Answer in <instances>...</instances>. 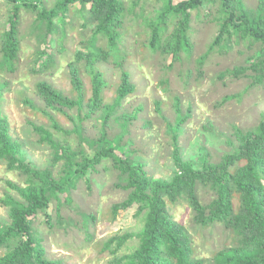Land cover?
<instances>
[{"label": "trees", "instance_id": "trees-1", "mask_svg": "<svg viewBox=\"0 0 264 264\" xmlns=\"http://www.w3.org/2000/svg\"><path fill=\"white\" fill-rule=\"evenodd\" d=\"M3 1L12 9L5 20L7 27H2L0 32V73L15 69L20 38L26 36L18 31V20L21 11L30 10L36 12L34 28L40 30L36 39L43 45L34 54L31 69L36 70L39 61L41 72L55 69L59 64L55 53H61L68 60L69 82L68 90H62L46 79L37 80L34 93L43 103L37 107L26 91L14 90L24 109L29 105L42 121L27 119L39 142L49 151L50 166L38 168L21 158V144L12 139L8 118L0 105V164L20 178L6 180L5 192L0 197L9 219L0 223V264H70L68 259L48 256L44 238L35 223L42 214L48 227L72 224L73 220L61 216L60 205L71 204L70 188L102 161L109 162L118 171V178L123 181L120 186L128 193L124 199L103 207L105 212L101 210V218L115 219L119 210L133 207L134 215L141 222L136 232L114 234L94 243L99 258L112 256L107 264H264V113L249 129L233 126L232 149L218 161H212L207 153L195 161L184 159L179 145L180 124L190 115V107L183 113L179 96L170 93L168 78H160L157 85L167 93L176 112L175 124L166 121L173 164L168 179L148 175L143 164L131 158V138L123 141L130 121L144 109L143 105L132 114H117L123 101L138 89L125 60L137 55L144 60L146 55L159 54L165 62L163 66L171 69L180 60V52L188 59L194 46V19L212 23L216 31L206 45V52L195 59L197 64L202 65L210 52L229 51L234 44H242L252 48V53L244 64L226 69L220 77L228 74L247 78L248 88L264 84V0H258L254 7L248 6L245 0H130L128 3L125 0H55L49 9L42 6L43 0ZM146 2L156 4L149 16L143 12ZM128 15L131 19L144 20L142 29L134 30L138 37L134 51L128 49L127 36L133 27L124 22ZM90 23L94 24L90 34H82ZM72 32L74 35L68 37ZM56 34V45H53L49 37ZM77 36L79 41L75 40ZM66 37L74 42L71 54H66L70 51ZM168 58L170 61L166 63ZM109 62L114 64L117 74L114 90L107 100L111 85L106 75ZM190 73V69L180 73L185 84ZM198 73L201 75L200 69ZM7 84L0 77V100ZM229 98L224 96L221 102ZM153 103L155 112L161 115L164 99L155 97ZM69 110L77 112L75 118ZM95 114L101 120V133L98 138H87L82 121ZM112 117L120 131L109 139L107 127ZM63 120L72 123L71 131L63 127ZM143 120L149 125L148 119ZM73 132L79 140L75 148L66 136ZM58 165L54 175L52 169ZM105 169L108 168L105 166ZM199 185L212 191L208 202L199 199ZM54 201L55 216L51 211ZM183 203L189 209L192 226L176 221L170 212V207ZM80 214L81 228L86 230V239L91 240L93 233L89 227L95 217ZM214 226L225 228L224 246L211 251L209 258L200 257L192 235L203 238L204 231ZM132 238L137 239V247L119 255L123 245ZM63 247L72 248L70 243H63Z\"/></svg>", "mask_w": 264, "mask_h": 264}, {"label": "rangeland", "instance_id": "rangeland-1", "mask_svg": "<svg viewBox=\"0 0 264 264\" xmlns=\"http://www.w3.org/2000/svg\"><path fill=\"white\" fill-rule=\"evenodd\" d=\"M129 1L125 0L126 3ZM257 1L245 0L250 7L256 6ZM54 2L55 0H43L42 6L49 9L54 5ZM143 6L144 15L149 16L154 11L156 4L146 2ZM11 9L9 3L0 0L1 33L3 32L2 27L6 28L8 25L5 20ZM138 9H136L137 12ZM35 17L36 12L21 11L18 31L25 33L26 36L20 38L21 47L15 69L4 70L0 73L1 79L8 83L3 90L0 105L2 113L8 118L12 139L21 144V158L31 161L38 168H44L50 166L49 151L39 142L38 134L32 130L27 119L36 123L42 121L32 113V108L29 105L24 109L23 102L18 99L14 90L23 89L35 106L43 105L34 93V83L39 79H46L56 87L68 90V60L61 53H55L59 62L55 69L41 72V61L37 63L36 70L31 69L34 54L43 48L42 43L40 44L36 39V34L40 30L34 28ZM124 22L126 25L131 24L133 26L127 40L128 49L134 51L137 49L135 39L138 38L134 35V30L142 29L144 20L143 18L131 19L128 15ZM192 24L194 28L192 54L186 59L184 53L180 52V60L176 61L171 69L163 66L165 62L159 54L150 57L146 55V51L143 52L146 55L144 60L140 59L139 55L125 60L132 71V80L138 89L123 101L117 114H132L140 105H143L144 109L137 113L135 119L130 121L128 133L123 137V141L131 138L130 149L133 152L131 158L142 163L148 175L155 178L168 179L172 173V144L166 121L176 123V112L171 101L167 93L157 85L160 78H168L170 93L179 96L183 113H185L188 105L190 107V115L185 116L180 124L182 133L179 137V145L184 159L195 161L202 154L207 153L212 161H218L224 153L232 149L234 142L233 126L242 130L249 129L260 121L264 113V84L256 88H248L247 78H235L228 74L220 77L226 69L244 64L245 59L252 53L253 49L242 44H234V47L229 51L210 52L204 63L199 65L195 59L206 52V45L212 40L216 31L212 23H203L194 19ZM89 25L86 30L81 31L82 34H90L94 24L90 23ZM31 26L33 30H31ZM71 35L74 33H70L68 37ZM68 37H66L68 40L66 46L70 48V51L66 54H71L72 49H74V42L70 41ZM49 38L53 45H56L57 34ZM75 40L79 41L80 37H75ZM169 61L168 58L166 63ZM106 67L108 69L106 75L111 81L108 88L109 95L106 98L108 100L114 90L113 85L117 69L111 62L107 63ZM188 69L191 70V73L188 83L185 84L179 76L180 73L187 72ZM198 69H200L201 75L198 73ZM224 96H231V98L221 102ZM155 97L164 99L162 114L165 119L161 116L162 114L160 115L154 110L153 98ZM69 111L75 118L77 112L75 110ZM143 118L149 120V125H145ZM62 122L63 127L71 131L72 123L64 120ZM100 123L98 114L83 120L84 135L87 138H98L101 133L99 130ZM45 124L50 126L49 123ZM108 124L107 133L111 139L114 134L120 131V126L113 117L110 118ZM66 136L72 142V147L75 148L79 142L77 134L73 132ZM61 138L59 137V139ZM105 166L108 169H105ZM58 168L59 165L52 169L54 175L57 174ZM6 180L19 181L20 178L15 173L7 172L4 166L0 164V197L5 192ZM120 184H123V181L119 180L118 171L110 166L109 162L102 161L96 165L95 170H89L86 177L80 179L73 189L70 188L68 194L72 200L71 204L63 203L60 205L61 216L64 219L73 220L72 224H55L48 227L42 214H40L35 227L44 238L46 252L50 258L68 259L70 264H107L112 256L99 258L94 243L114 234L136 232L141 228V222L134 215L135 208L133 207L119 210L115 219L101 218V210L103 213L105 212L103 207L126 197L128 190H125ZM198 196L201 201L208 202L213 194L209 187L199 185ZM53 206L55 207L51 208V211L55 216L57 212L55 201ZM170 212L173 213L176 221L193 225L189 209L185 203L170 207ZM80 213L83 215L92 214L95 217V221L89 227V232L93 233L91 240L86 239V230L81 228ZM8 220L7 208L0 204V223L8 222ZM204 232L205 237L201 238L200 235L194 234L192 238L197 248V255L209 258L211 251L224 246L226 230L223 226H214ZM63 243H70L72 248L65 249ZM137 244L136 238L128 240L118 252L119 255L132 252ZM73 247H77V250L74 251Z\"/></svg>", "mask_w": 264, "mask_h": 264}]
</instances>
